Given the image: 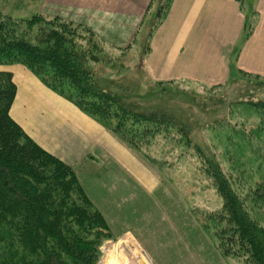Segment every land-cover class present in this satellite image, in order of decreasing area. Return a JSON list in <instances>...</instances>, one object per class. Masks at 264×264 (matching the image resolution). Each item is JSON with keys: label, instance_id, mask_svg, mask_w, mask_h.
I'll list each match as a JSON object with an SVG mask.
<instances>
[{"label": "trees", "instance_id": "trees-1", "mask_svg": "<svg viewBox=\"0 0 264 264\" xmlns=\"http://www.w3.org/2000/svg\"><path fill=\"white\" fill-rule=\"evenodd\" d=\"M172 1L163 7L167 13ZM246 27L249 31V20ZM94 36L60 17L36 14L31 19H14L0 11V66H25L45 87L151 163L157 162L149 148L161 134L168 136L174 130L191 145L188 130L172 114L142 113L99 89L91 64L103 60L105 50ZM16 95L12 73L0 70V264H95L107 223L73 166L42 148L13 119L10 111ZM243 105L258 113L260 122L249 130L241 121L228 125L233 129L229 140L236 142L232 134L239 135L238 150L253 151L263 170L264 140L259 136L264 134V101ZM196 153L205 159L201 167L204 176L223 199V207L206 217L215 230L218 247L224 256L241 264H264V223L247 205L250 197L254 199L250 203L264 204V179L240 195L235 185L244 178L243 172L230 175L215 159L204 158L199 149ZM261 174L264 177V171Z\"/></svg>", "mask_w": 264, "mask_h": 264}, {"label": "rangeland", "instance_id": "rangeland-1", "mask_svg": "<svg viewBox=\"0 0 264 264\" xmlns=\"http://www.w3.org/2000/svg\"><path fill=\"white\" fill-rule=\"evenodd\" d=\"M150 1L139 18L134 10L127 19L90 22L44 14L48 19L60 17L95 34L97 44L105 50L103 60L91 64L102 92L134 105L142 113L167 111L188 130L191 141L188 146L187 138L174 130L168 136L156 137L148 151L157 162L154 164L122 140L139 158V175L131 176L121 169L117 177L97 180L94 176L86 178L79 171L85 192L107 223L106 229H102L104 238L95 264H241L223 255L215 230L206 220L223 207V199L212 181L204 176L201 167L205 159L196 149L205 153L204 158L215 159L225 171L230 170V175L244 173V178L235 185L240 195L258 186V181L264 179L263 165L250 149L238 150L235 144L241 141L239 135L236 138L232 134L236 142H231L229 133L236 121L244 123L246 130L260 122V115L243 104L264 101V74L238 69L235 76L217 86L156 81L147 69L146 59L152 50L153 35L172 6L167 13L163 7L169 0ZM236 1L242 11L260 9L255 11L254 25L249 28L252 36L256 29L260 33L264 0ZM249 31L245 39L251 36L247 35ZM259 41L257 48L261 55L264 44ZM260 65L264 67V60ZM259 139L264 140V134ZM252 200L250 197L247 203L252 215L264 223L263 202L250 203Z\"/></svg>", "mask_w": 264, "mask_h": 264}, {"label": "crops", "instance_id": "crops-1", "mask_svg": "<svg viewBox=\"0 0 264 264\" xmlns=\"http://www.w3.org/2000/svg\"><path fill=\"white\" fill-rule=\"evenodd\" d=\"M150 2L0 0V11L19 19L60 14L90 22L127 19L133 10L138 18L142 17ZM248 9H239L236 0H174L163 25L153 35L152 50L146 59L152 78L160 83L180 81L217 86L235 76L238 69L264 74L260 65L264 49L260 55L257 48V41L264 44V14L260 17V33L256 29L246 40L248 20L254 25L255 11H260L258 7ZM0 70L12 73L16 84L17 95L10 112L13 119L42 148L73 166L79 177L84 173L86 178L108 180L117 177L121 169L131 176L140 174L139 158L133 150L99 122L46 88L26 67L0 66Z\"/></svg>", "mask_w": 264, "mask_h": 264}]
</instances>
